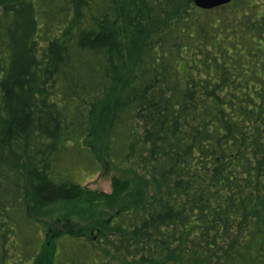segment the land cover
<instances>
[{
  "label": "trees",
  "instance_id": "obj_1",
  "mask_svg": "<svg viewBox=\"0 0 264 264\" xmlns=\"http://www.w3.org/2000/svg\"><path fill=\"white\" fill-rule=\"evenodd\" d=\"M194 2L0 0V264H264V0Z\"/></svg>",
  "mask_w": 264,
  "mask_h": 264
},
{
  "label": "rangeland",
  "instance_id": "obj_2",
  "mask_svg": "<svg viewBox=\"0 0 264 264\" xmlns=\"http://www.w3.org/2000/svg\"><path fill=\"white\" fill-rule=\"evenodd\" d=\"M120 173L113 168L107 160H103L101 168L96 173H87L83 171H77L75 173V180L80 183L84 188L89 190L109 193L111 191V179L113 176H118ZM60 214L54 211L49 219H56ZM73 221V220H72ZM75 222V221H73ZM37 264H51V260L48 254H45Z\"/></svg>",
  "mask_w": 264,
  "mask_h": 264
},
{
  "label": "water",
  "instance_id": "obj_3",
  "mask_svg": "<svg viewBox=\"0 0 264 264\" xmlns=\"http://www.w3.org/2000/svg\"><path fill=\"white\" fill-rule=\"evenodd\" d=\"M231 0H195V6L200 9L209 10L230 3Z\"/></svg>",
  "mask_w": 264,
  "mask_h": 264
}]
</instances>
